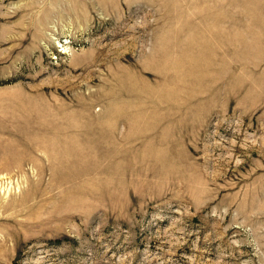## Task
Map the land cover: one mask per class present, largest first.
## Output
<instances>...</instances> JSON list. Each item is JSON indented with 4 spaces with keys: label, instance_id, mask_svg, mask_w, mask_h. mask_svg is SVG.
I'll return each instance as SVG.
<instances>
[{
    "label": "rangeland",
    "instance_id": "rangeland-1",
    "mask_svg": "<svg viewBox=\"0 0 264 264\" xmlns=\"http://www.w3.org/2000/svg\"><path fill=\"white\" fill-rule=\"evenodd\" d=\"M0 264H264V0H0Z\"/></svg>",
    "mask_w": 264,
    "mask_h": 264
}]
</instances>
